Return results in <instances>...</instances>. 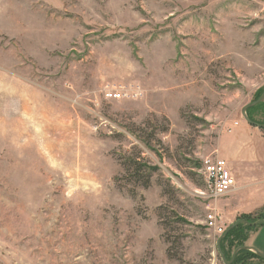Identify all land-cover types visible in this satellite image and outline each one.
Listing matches in <instances>:
<instances>
[{
    "label": "rangeland",
    "instance_id": "obj_1",
    "mask_svg": "<svg viewBox=\"0 0 264 264\" xmlns=\"http://www.w3.org/2000/svg\"><path fill=\"white\" fill-rule=\"evenodd\" d=\"M261 88L264 0H0V264H224L201 162L254 161L235 211L263 193Z\"/></svg>",
    "mask_w": 264,
    "mask_h": 264
},
{
    "label": "built area",
    "instance_id": "obj_2",
    "mask_svg": "<svg viewBox=\"0 0 264 264\" xmlns=\"http://www.w3.org/2000/svg\"><path fill=\"white\" fill-rule=\"evenodd\" d=\"M141 93L139 87L118 86L106 88L103 94L106 99L119 100L137 98ZM200 172L206 191L214 199L228 195L236 187V180L231 173L228 162L221 157L204 158L201 162ZM217 215L215 210H210L205 222L207 227L214 230L219 236L225 231V228L218 225Z\"/></svg>",
    "mask_w": 264,
    "mask_h": 264
},
{
    "label": "crops",
    "instance_id": "obj_3",
    "mask_svg": "<svg viewBox=\"0 0 264 264\" xmlns=\"http://www.w3.org/2000/svg\"><path fill=\"white\" fill-rule=\"evenodd\" d=\"M240 114H241V111H240ZM255 115L256 114H254L255 119L259 120V119H257V117ZM240 118L242 119V121H244V119L242 117H240ZM241 119H239V118L234 119V126L231 128V130L229 132H232L233 129L235 132L237 127L241 128V124H240ZM247 125L248 126H245V128H242L241 130H249V132H251V134H254L255 136H259L260 139L264 140V129H260V128H258L256 126H252L250 124H247ZM247 152H248V150H246V153ZM242 156H243L242 151H237V153L235 152L234 165H231L225 159L228 162L231 173L236 180V187L229 194L234 192V215L239 212V216L243 215V214H251L252 215V214L256 213L257 210H259L261 207H264V191H263V193H258V194L256 193L255 197L248 198L250 200L248 203H247L248 200L246 201V199H244L245 203L243 204V206L245 208H243L240 211H238V210L235 211V208L242 203L241 198L249 196L248 191H246V189L248 187L247 185H249V184H245L240 179H238V175L240 176V172H241L240 169L244 166L245 167L247 166L246 165L247 161H249L250 163L254 162L253 160H248L247 154L244 155V157H242ZM261 163L264 164V160L262 162H260L259 164H261ZM262 187L264 189V185ZM252 232H253V234L249 235L250 239H248L247 243L250 246H255L261 252L264 253V226H259L255 230H253Z\"/></svg>",
    "mask_w": 264,
    "mask_h": 264
},
{
    "label": "trees",
    "instance_id": "obj_4",
    "mask_svg": "<svg viewBox=\"0 0 264 264\" xmlns=\"http://www.w3.org/2000/svg\"><path fill=\"white\" fill-rule=\"evenodd\" d=\"M263 88H261L257 94V96L253 99H257L260 94L262 93ZM263 104V103H261ZM247 115L249 116V118L251 119V116L247 113ZM260 122V121H259ZM262 122V121H261ZM130 162H133L134 164L137 165H141L139 164V162L137 160H132ZM143 165V166H142ZM141 166L143 167V169L145 170L144 167L147 168V166H145V164H142ZM149 168V167H148ZM137 173V170H136ZM146 173V172H145ZM146 179H148V175L146 174ZM239 218H244L248 221H255L257 219H264V207L259 210L256 215H251V214H243L241 215ZM259 226H263V225H259ZM257 226V227H259ZM257 227H250V226H243L241 224L233 227L232 229H230L225 235L224 237L221 239L220 245L222 244L221 248L223 250L224 256L226 258L227 261L230 260V256L231 254L228 253L227 246L229 244V246L236 248L237 246H241L244 245L245 242L247 241L248 237H249V231L251 230H255ZM231 237H234V240H230L229 239ZM226 241L228 242L226 247H224L225 249H223V245L225 246ZM234 243V244H233ZM258 249V248H257ZM259 250V249H258ZM260 251V250H259ZM261 252V251H260ZM263 253V252H262ZM264 254V253H263ZM256 258L259 261L264 263V260L260 257H258L255 253L248 251V250H239L237 252V254L235 255L233 261L230 264H245V262L248 259H253Z\"/></svg>",
    "mask_w": 264,
    "mask_h": 264
},
{
    "label": "water",
    "instance_id": "obj_5",
    "mask_svg": "<svg viewBox=\"0 0 264 264\" xmlns=\"http://www.w3.org/2000/svg\"><path fill=\"white\" fill-rule=\"evenodd\" d=\"M263 99H264V88H263V90H262V93L260 94V96H259L256 100H254V101H252V102L246 104L245 106H243V107L241 108V116H242V118H243L248 124H250V125H252V126H256V127L260 128V129H264V123H263V124H259V123H256V122H254V121H251V120L248 118L247 114H246V109H247L248 107H251V106H254V105L258 104V103L261 102ZM239 224H244V225H246V226H250V227H256V226H259V225H264V219H257V220H255V221L251 222V221H248V220H246V219H244V218H237L232 224H230L229 226H227V228L225 229V231H224L221 235H219V237H218L217 240H216V250H217V253H218V255L220 256L221 260L223 261V263H224V264H230V263L233 261L235 255L237 254V252H238L239 250H248V251H251V252L255 253L258 257H260V258H262V259L264 260V254H263L262 252H260L255 246H250V245H241V246H237V247L233 250V252H232V254H231V256H230V260H229V261L226 260L224 254L222 253L221 248H220V242H221V239L224 237V235H225L230 229H232L233 227H235V226H237V225H239Z\"/></svg>",
    "mask_w": 264,
    "mask_h": 264
},
{
    "label": "flooded vegetation",
    "instance_id": "obj_6",
    "mask_svg": "<svg viewBox=\"0 0 264 264\" xmlns=\"http://www.w3.org/2000/svg\"><path fill=\"white\" fill-rule=\"evenodd\" d=\"M256 100V99H255ZM252 101H254V100H252ZM251 101V102H252ZM261 103H263V104H261ZM257 112H259L261 115H263V117H264V99L261 101V102H259L258 104H256V105H254V106H251V107H248L247 109H246V114L248 113L250 116H251V119L249 118V116H248V118L251 120V121H254V122H256V123H259V124H263L264 123V119L263 118H257V119H259V120H256L255 119V117H254V114H256ZM260 121V122H259ZM262 121V122H261Z\"/></svg>",
    "mask_w": 264,
    "mask_h": 264
}]
</instances>
